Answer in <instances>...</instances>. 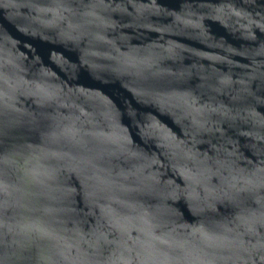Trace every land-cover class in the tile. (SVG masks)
<instances>
[{"label": "water", "instance_id": "1", "mask_svg": "<svg viewBox=\"0 0 264 264\" xmlns=\"http://www.w3.org/2000/svg\"><path fill=\"white\" fill-rule=\"evenodd\" d=\"M0 264H264V0H0Z\"/></svg>", "mask_w": 264, "mask_h": 264}]
</instances>
